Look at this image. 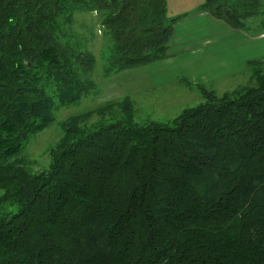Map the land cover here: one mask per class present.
<instances>
[{
  "label": "trees",
  "instance_id": "trees-1",
  "mask_svg": "<svg viewBox=\"0 0 264 264\" xmlns=\"http://www.w3.org/2000/svg\"><path fill=\"white\" fill-rule=\"evenodd\" d=\"M259 0H203L242 30ZM94 12L111 47L103 75L167 57L165 0H0V264H264V69L167 123H135L128 99L61 123L46 169L19 158L56 107L95 92L92 56L57 21ZM119 110V115L114 111ZM14 207V212H5Z\"/></svg>",
  "mask_w": 264,
  "mask_h": 264
},
{
  "label": "rangeland",
  "instance_id": "rangeland-1",
  "mask_svg": "<svg viewBox=\"0 0 264 264\" xmlns=\"http://www.w3.org/2000/svg\"><path fill=\"white\" fill-rule=\"evenodd\" d=\"M259 1L260 8L257 14L246 19L242 30H236L249 38L264 32V0ZM198 2L199 0H165L168 6L167 17H174L173 11L181 7L199 4ZM197 8L196 11H198ZM57 21L69 36L72 44L78 50L88 52L92 56L94 62L88 78L96 85V89L95 92L83 96L75 104L56 107L53 111L51 125L35 134L24 146L19 158L24 162V167L32 173L47 168L48 152L61 135V123L69 117L89 112L84 123L86 126L97 122L108 123L111 119L109 116L105 115L99 118L93 111L109 101H120L126 97L132 105V120L135 123L144 124L150 121L167 123L177 117L183 109L195 107L204 101L199 86H202L205 91L211 90L218 97L223 93H229L237 88L252 84L249 80L250 70L246 64L241 71H236L237 67L234 65L224 69L211 67V73L215 74L214 81L205 84L201 83L198 78L191 83L186 77L176 74L154 77L152 74H156L157 70L156 68L150 69V64L104 76L105 57L108 55L112 42L108 31L101 25L100 13L98 11H74L69 24L62 23L61 17H58ZM191 24L192 22L181 24L180 32L184 28L190 31L195 27L197 32H199L200 26H202V31L206 28L205 24L197 21H195V25ZM189 37H198V34L189 35ZM252 43L258 46V53L263 52L264 40H254ZM230 46L236 49L234 42ZM218 49L222 50L223 47L211 46L210 51L217 52ZM261 61V66L264 69V61ZM114 112L117 113V116L120 114L119 110ZM4 211L14 212V207H5Z\"/></svg>",
  "mask_w": 264,
  "mask_h": 264
},
{
  "label": "crops",
  "instance_id": "crops-1",
  "mask_svg": "<svg viewBox=\"0 0 264 264\" xmlns=\"http://www.w3.org/2000/svg\"><path fill=\"white\" fill-rule=\"evenodd\" d=\"M202 1L199 0V4L181 7L173 11L174 17H180L172 27V35L167 45V57L149 65L150 69L156 68L157 70V73L152 76L176 74L186 77L191 83L198 78L201 83L205 84L214 81L215 74L211 73V67L224 69L234 65L237 67L236 71H241L248 61H264V43L262 44V53H258V46L252 43L254 40H264V32L249 38L241 32L229 28L223 22L211 18L206 12L196 11ZM167 8L166 5V11ZM195 21L205 24L206 28L202 31V26H200L199 32L195 27L190 31L184 28L180 32L181 24L192 22L191 25H195ZM197 34L198 37H189V35ZM233 42L237 51L230 46ZM215 45L222 46L223 49H218L217 52L210 51L211 46Z\"/></svg>",
  "mask_w": 264,
  "mask_h": 264
}]
</instances>
